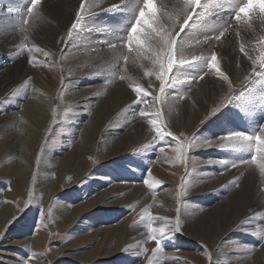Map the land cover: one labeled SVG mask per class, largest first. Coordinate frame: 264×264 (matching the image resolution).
<instances>
[{
    "label": "rangeland",
    "instance_id": "rangeland-1",
    "mask_svg": "<svg viewBox=\"0 0 264 264\" xmlns=\"http://www.w3.org/2000/svg\"><path fill=\"white\" fill-rule=\"evenodd\" d=\"M30 2L0 0V264H149V258L151 264H233L262 247L264 242L250 231L257 221L264 232L260 169L250 165L225 170L204 163L247 159L250 150L197 148L189 151L187 164L180 163L173 151L176 140L156 138L150 117L139 115L141 108L149 114L161 110L152 99L158 94L159 81L144 75L141 65L145 62L125 64L126 48L113 52L106 42L120 45L117 39L126 36L142 0L123 4L120 0H41L36 9L39 18L28 17L29 24L23 25ZM178 2L156 0V7L164 11L167 5L171 12ZM240 2L201 0L203 7L182 33L187 57H210L214 52L234 93L230 102L201 124L228 94V82L206 64L183 67L176 74L178 79L203 78L191 89L178 85L169 90V97L177 91L184 94L162 109L163 123L174 136L195 134L198 140L214 141L233 131L251 134L264 124V74L244 82L252 70L249 57L259 55L257 41L264 35V24L254 18L251 26L237 25L232 16ZM113 5L118 7L112 9ZM9 7L20 11L9 14ZM78 11L82 18L70 35ZM225 24L228 30L215 40L217 29ZM205 36L212 38L210 43H195ZM20 45H35L33 64ZM121 75L124 80L119 79ZM136 86L151 94L146 104L132 103ZM25 156H29L26 172ZM77 173H82L78 179L74 178ZM237 177L238 187H226ZM145 179L152 189L143 183ZM184 182L190 185L188 194L178 196ZM39 184L44 191L38 190ZM50 186L58 187L46 200ZM29 191L32 202L26 208ZM106 193L87 213L78 214L80 205L86 208ZM148 213L173 222L179 215L182 223L181 232L165 236L162 251L155 254V242L147 239ZM75 215L73 225L67 226ZM161 223L152 221L153 227ZM38 226H42L39 231ZM109 226L129 235L122 244L128 252L121 248L102 257L100 242L106 240L101 247L114 245L113 230L102 232ZM42 230L48 231L43 244L41 240L39 245L31 243ZM74 240L77 244L72 249H62ZM141 247L148 251L135 255ZM30 254L34 255L29 258ZM83 255L86 261L78 258Z\"/></svg>",
    "mask_w": 264,
    "mask_h": 264
},
{
    "label": "snow or ice",
    "instance_id": "snow-or-ice-1",
    "mask_svg": "<svg viewBox=\"0 0 264 264\" xmlns=\"http://www.w3.org/2000/svg\"><path fill=\"white\" fill-rule=\"evenodd\" d=\"M121 4L125 3V0H120ZM41 3V0H31L28 5L26 12L27 16L23 19L22 24L28 25V17H32L34 20L38 19L36 13L37 6ZM84 5L81 4V10ZM118 7L113 5L112 9ZM164 11H160L156 7V0H142L139 2L138 10L135 13V19L131 26L128 28L126 36L120 40V45H116L111 42H106L109 49L113 52L119 51L121 48H126L127 53H122V58L125 64L131 60L133 63L136 61H143L146 70L144 72L145 76L155 77V80L159 81L158 94L153 96V104L159 105L161 110H157L152 113H146L144 108L140 109L139 115L141 117L149 118V123L151 128L155 133V137L163 140L165 136L172 137L176 140V146L173 151L177 154L176 159L180 163L187 164L189 159V151L197 148H208V147H219L222 149H234V150H250V158H241L235 160H223V159H209L204 163L208 165H220L225 170L240 169L242 167H247L250 165H255L260 169L262 175H264V124L259 125V127L253 132L248 133L244 131H233L226 133L220 137H217L214 141L211 139L198 140L193 134L190 137H184L183 133L179 137L174 136L173 132L167 130V125L163 123V112L162 109L166 104H170L173 101H178L184 98V94L177 91L174 92L169 97V90L176 89L178 85L186 86L191 89V86L196 83L198 79H202V76L190 77L184 80L177 78V73H182L181 69L189 65H207L211 70H215L220 78L228 82V94L223 96L219 103L213 107L208 114L201 120V124L206 120L210 119L213 115L219 112L228 102L231 101L234 93L231 82L229 78L224 75L217 65V56L213 52L210 57H205L203 55H192L189 59L186 55V41L184 40L182 33L186 27H188L190 21L193 17L197 15L198 9L203 7L201 0H179L177 5L174 6L173 11H167V5H164ZM109 9V10H112ZM20 9L9 7L7 12L9 14L14 12H19ZM81 12L78 11L76 14V22H73L69 29V34L77 28V22L81 19ZM254 18L259 19L261 24H264V0H242L235 8L232 20L237 22V25L243 23L247 26H251ZM219 35L214 37L215 40L219 41L221 36L225 34L228 30V25H221L219 29ZM26 31V29H22ZM210 37L205 36L203 41L196 40V44L210 43ZM257 43L259 47V55L252 60V70L247 76L244 77V82L249 81L254 76H259L264 74V35L259 37ZM21 49L27 50L29 53V64H33L34 60L31 57V53L35 50V45L33 47H27L26 45H20ZM241 52L245 49L243 45L240 48ZM42 51V49L40 50ZM11 55V53H10ZM45 56L48 53H44ZM119 57L117 60L119 61ZM150 65L151 69L147 70V66ZM120 80H124L125 76L121 75ZM109 81L105 80V84ZM131 87V86H130ZM135 93L136 99L132 101L133 104L147 103V97L151 95L141 86H136L132 88ZM55 114V110H54ZM183 137V138H181ZM43 145L41 150L43 151ZM161 152L164 151L163 148L160 149ZM40 160V155H37V161ZM238 177L229 182L226 187L232 185L239 186ZM149 189L153 188V184L145 179L143 181ZM159 184V181H156ZM190 185L186 182L182 183L180 192L178 196H186L188 194ZM32 193L29 191V200L25 202V207L27 208L31 204ZM130 207V206H129ZM23 211V209H21ZM147 212V209L144 210ZM148 223L147 227V239L155 242V247L152 252L158 253L162 251V240L165 236L171 233H180L182 230V223L180 216L178 215L173 222L167 217H154L151 213L147 215ZM160 220L162 221L160 227H153L152 221ZM11 223V222H10ZM253 235L260 237L261 241L264 242V232H254ZM2 238V234H0ZM128 247L126 246L123 251L128 252ZM146 248L141 247L140 251L135 253V255H142L147 252ZM31 255L34 254H30ZM210 258V257H209ZM23 264H27L24 261ZM149 264H151V258H149Z\"/></svg>",
    "mask_w": 264,
    "mask_h": 264
},
{
    "label": "bare ground",
    "instance_id": "bare-ground-1",
    "mask_svg": "<svg viewBox=\"0 0 264 264\" xmlns=\"http://www.w3.org/2000/svg\"><path fill=\"white\" fill-rule=\"evenodd\" d=\"M68 13V12H67ZM70 15V14H69ZM4 27L5 28H8V26H5V24H4ZM20 48V47H19ZM18 49V48H17ZM13 54V53H12ZM28 152V151H27ZM29 155H30V150H29V153H28ZM26 157V156H25ZM26 159V167L24 168V170H25V172H26V168H27V165H28V160H29V156L28 157H26L25 158ZM83 161H84V159H83ZM82 160H81V163L83 162ZM59 164L61 165V164H63V161H60L59 162ZM49 166H51V163L50 164H48ZM90 166V165H89ZM24 170L22 169V173H24ZM59 171H60V168L58 169V171H57V178L59 179ZM82 173H77V174H75V176H74V178H76V179H78L79 178V176L81 175ZM42 175V174H41ZM56 178V179H57ZM69 185V184H68ZM58 187V186H57ZM57 187H55V188H52L51 186L49 187V189L47 190L48 191V194H47V197H46V200H49V199H51L50 197H51V195H52V193H54L55 192V190L57 189ZM44 186H43V184H39V187H38V190L39 191H44ZM47 189V188H46ZM43 194H45V193H43ZM57 195V194H56ZM107 195V193L106 194H104V196H101V195H98L95 199H93V200H91V205L90 206H88V207H86L85 208V205L84 204H82V205H80L79 206V212H78V214L80 213H82V212H86L90 207H92V206H94L95 204H97L96 202H98V201H100L102 198H104L105 196ZM20 198V197H19ZM45 204V203H44ZM43 205V204H42ZM61 208V211H60V214L59 215H61V216H63L64 214L63 213H61L62 212V210H63V208L62 207H60ZM56 209H59V207H57ZM6 211V209L4 208L3 209V211L1 212V214H4V212ZM87 213V212H86ZM77 214V215H78ZM77 215H75V216H73V220H71V221H69L66 225L68 226H70L71 224L73 225V223H74V220L78 217ZM3 219V218H2ZM129 224L130 223H128V226H129ZM41 225V224H40ZM63 226V225H62ZM127 226V227H128ZM2 226H1V216H0V228H1ZM39 227V226H38ZM244 228V227H243ZM42 229V226H40L39 228H38V231L39 230H41ZM116 229V228H115ZM113 230V236H114V245L112 246V247H110L111 245H108V246H106V247H101L102 246V244H104L105 242H106V240H103V241H101L100 242V244H99V248H100V251H101V253H103L104 255L102 256V257H110L111 255L110 254H112L113 255V253L115 254V253H118V252H121L122 250H121V248L122 249H124L123 247H122V244L123 243H125V242H128L129 241V235H127L126 234V232L124 231V229L122 230V231H120V230H118V229H116V230H118V231H116V230H114V227L113 226H109V227H107V228H104L103 230H102V232L103 233H105V234H107L109 231L111 232ZM261 230H263V228L262 227H260V224L257 222V221H255V223H253L252 225H251V230L250 231H253V232H262ZM120 231V232H119ZM130 233H131V231H129ZM112 233V232H111ZM110 233V234H111ZM114 234H116V235H114ZM38 235H40V236H38ZM44 236L46 237V236H48V231L47 232H44V230H42V231H40V233L38 232L37 234H36V236L34 237V239H31V243H34V242H38V245H39V242H41L40 244L42 245L43 244V242H44ZM112 236V235H111ZM112 236V237H113ZM128 236V237H127ZM108 237V236H107ZM39 240H41V241H39ZM111 243H112V240H111ZM77 244V240H74V241H71L70 243H68V244H66L65 246H64V248H62L63 250H67V248H71L72 249V247L73 246H75ZM40 245V246H41ZM262 245V247H257L255 250H253L252 251V255H243V259H241L240 257H239V260H237V261H231L233 264H264V243H262L261 244ZM124 246V245H123ZM109 247V248H108ZM102 248V249H101ZM242 251V250H241ZM250 251V250H249ZM248 251V252H249ZM243 253V252H242ZM241 253V254H242ZM245 253H247V250H245L244 251V253L243 254H245ZM84 254H88V253H84ZM66 255V257H71V255H69V254H64V256ZM78 258H80V259H83V260H87V255H83V256H78ZM227 259V258H226ZM233 259H235V258H233ZM236 260V259H235ZM226 262V264L228 263L227 261H225ZM38 263V262H37ZM37 263H35V264H37ZM41 264H43V263H41Z\"/></svg>",
    "mask_w": 264,
    "mask_h": 264
}]
</instances>
